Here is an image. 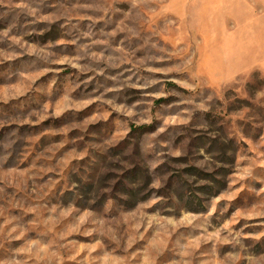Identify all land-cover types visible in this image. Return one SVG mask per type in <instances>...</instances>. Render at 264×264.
Returning a JSON list of instances; mask_svg holds the SVG:
<instances>
[{"label":"rangeland","instance_id":"obj_1","mask_svg":"<svg viewBox=\"0 0 264 264\" xmlns=\"http://www.w3.org/2000/svg\"><path fill=\"white\" fill-rule=\"evenodd\" d=\"M0 264H264V0H0Z\"/></svg>","mask_w":264,"mask_h":264},{"label":"trees","instance_id":"obj_2","mask_svg":"<svg viewBox=\"0 0 264 264\" xmlns=\"http://www.w3.org/2000/svg\"><path fill=\"white\" fill-rule=\"evenodd\" d=\"M141 174V173H140ZM134 193V192H133Z\"/></svg>","mask_w":264,"mask_h":264}]
</instances>
